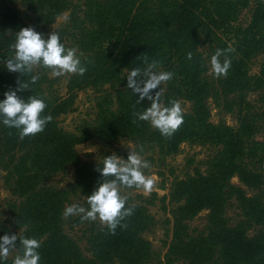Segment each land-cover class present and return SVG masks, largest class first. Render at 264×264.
<instances>
[{
  "label": "trees",
  "instance_id": "1",
  "mask_svg": "<svg viewBox=\"0 0 264 264\" xmlns=\"http://www.w3.org/2000/svg\"><path fill=\"white\" fill-rule=\"evenodd\" d=\"M152 1L156 4L148 5ZM238 6L230 0H83L72 7L68 0H0V101L4 92L17 86V79L30 80V75L11 73L4 65L12 55L16 32L24 27L44 33L70 11L57 33L66 47L77 48L82 63L84 57L91 61L83 76L69 77L61 96L51 91L55 80L50 71L33 70L31 75L39 74L40 79L18 95L45 100V114L53 119L43 133L21 141L17 130L0 123V184L12 197L8 217L2 219L0 212V237L38 239L39 264H264V142L255 139L256 121L243 106L249 93L264 103V60L257 74L249 70L250 62L264 54V5L253 9L246 27L234 29ZM229 31L234 35L227 39L224 32ZM229 47L235 51L227 54L231 59L227 76H208L212 55ZM188 52L192 60L187 59ZM145 56L149 62L160 60L161 70L174 73L161 86L165 106L172 100L190 105L183 111L184 124L170 139L147 122H132L133 111H143L150 102L136 104L138 96L127 88L126 77L132 68L145 66ZM105 85H111L115 94L114 107H99L94 127L84 126L78 134L65 130L61 117L74 111L76 91ZM211 104L234 115L237 127L214 123ZM118 137L131 139L136 147L152 143L166 154L176 153L184 142L212 149L202 172L185 174L171 184L167 197L172 239L163 257L145 237L155 221L143 202L127 200L134 215L127 219V229L118 227L116 235L108 234L100 223L89 239L88 255L65 232L63 212L70 191H79L87 208V197L102 179L97 168L103 167V160L83 161L76 146ZM69 166L75 177L69 188L43 186ZM234 204L239 210L235 220L227 215ZM202 211L207 212L206 227L193 236L190 223ZM16 254L13 251L0 264H13Z\"/></svg>",
  "mask_w": 264,
  "mask_h": 264
},
{
  "label": "clouds",
  "instance_id": "2",
  "mask_svg": "<svg viewBox=\"0 0 264 264\" xmlns=\"http://www.w3.org/2000/svg\"><path fill=\"white\" fill-rule=\"evenodd\" d=\"M12 55L4 61L7 71L19 73L30 80L19 79L15 88H9L3 93L4 99L0 101V123L9 129L18 131L19 139L34 138L44 132L46 126L52 122L53 117L45 114L47 104L45 100L30 95L27 98L18 95L30 90L35 84L39 74L31 75L36 68L50 71L54 76L79 75L87 71L86 63H91L86 57L82 63V56L75 47L68 48L61 42L60 35L52 31L47 39L32 26L24 27L16 32L15 42L10 45ZM235 49H217L212 55L211 72L217 79L226 77L231 68V59L227 54ZM225 59L221 61V57ZM192 52L187 53V59L192 60ZM144 67H134L128 71L127 88L133 96H138L136 104L144 101L150 106L143 111H133V123L147 122L152 128L159 131L165 138L170 139L184 124V114L178 100L170 101L165 106L162 101L164 88L161 87L172 80L174 73L161 70L162 62L157 59L148 61L144 58ZM135 108V105L133 106ZM143 145L139 151H128L127 159L113 153L104 157L103 167H98L102 179L98 181L96 189L87 197L85 208L79 204H71L64 209V217L79 216L84 221H97L106 226L108 234L116 235L117 228L126 230L127 219L134 215L133 207H126L128 197L122 194L124 189L142 190L150 194L155 190L156 181L146 176L144 170H151L150 163L144 159ZM19 245V246H18ZM41 242L36 238L19 237L17 234H5L0 237V260H7L10 253L16 251L13 264H39L41 256L39 249Z\"/></svg>",
  "mask_w": 264,
  "mask_h": 264
},
{
  "label": "rangeland",
  "instance_id": "3",
  "mask_svg": "<svg viewBox=\"0 0 264 264\" xmlns=\"http://www.w3.org/2000/svg\"><path fill=\"white\" fill-rule=\"evenodd\" d=\"M215 1L218 3L227 2V0H211V3ZM230 1L239 5L237 19L232 23L234 29L246 27L250 21L253 9H255L257 5H264V0ZM68 2L72 7L75 4H82L83 0H68ZM154 4H156V1L148 3V5ZM69 13L70 11L62 13L56 18L53 24L45 28V32L42 33L45 39H47L50 32H57L64 28L69 18ZM233 35L234 33L230 31L224 32V36L227 39L232 38ZM65 41L68 45H71L66 39ZM263 60L264 54H261L250 62V74L254 75L258 73L260 64ZM212 74L210 70L208 76ZM48 75L55 80L51 91L60 96L64 95L66 93L67 81L71 75L54 76L51 72H49ZM75 94L74 111L61 117V126L74 134H78V131L84 126L94 127L96 125L99 107H103V110L114 107L115 94L111 89V85H105L103 87L98 86L95 88L87 86L77 90ZM257 96L256 93H249L244 100L245 103L243 106L248 113L253 114L252 116L256 121L257 130H255V139L264 142V103L259 102ZM179 102L181 103L183 111L189 110L190 105L188 102ZM211 108V120L214 123L222 121L233 128L237 127V121L234 115L223 113L212 104ZM143 147L144 152L142 155L151 165V170H144L145 175L151 176L156 181L155 190L150 194H145L142 190H122V194L126 195L128 199L134 203L143 202L146 204L149 213L154 218L155 225L145 234V237L152 244L153 250L163 257L172 239V223L168 222L171 218L169 214L171 206L167 197L171 189V184L175 179L183 178L185 174H191L196 170L202 172L204 170L203 162L211 155L212 149L209 146H200L194 143L184 142L178 147L176 153L166 154L163 149L152 143H145ZM76 149L80 153L81 159L85 162L101 161L104 157L110 156L113 153L126 160L128 151H139V147H136L131 139L123 137L111 140L90 139L77 145ZM262 170L264 174V164L262 165ZM74 179V169L69 166L64 173L53 176L46 181L43 186L67 189L73 184ZM233 183L237 184V180L233 179ZM262 189L264 190V184L262 185ZM11 198L9 192L1 182L0 212L2 214V219L8 217L7 204ZM83 201L84 197L80 192L72 190L70 191L69 201L66 207L74 203L85 207ZM238 213L239 210L236 208L235 204L228 208V217L235 220L237 219ZM206 215L207 212L202 211L191 221L190 227L192 230H195L193 236L203 232L205 229ZM65 222V232L77 243L81 251L85 255H88L89 239L95 229L100 225L99 220L91 222L84 221L79 216H70L67 218L65 217ZM256 229H258V227Z\"/></svg>",
  "mask_w": 264,
  "mask_h": 264
}]
</instances>
